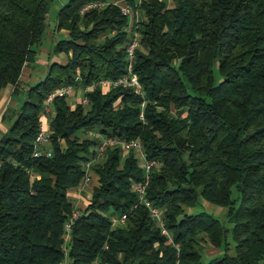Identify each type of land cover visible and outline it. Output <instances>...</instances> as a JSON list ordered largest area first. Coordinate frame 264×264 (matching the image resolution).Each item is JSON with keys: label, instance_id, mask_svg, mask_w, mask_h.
<instances>
[{"label": "trees", "instance_id": "1", "mask_svg": "<svg viewBox=\"0 0 264 264\" xmlns=\"http://www.w3.org/2000/svg\"><path fill=\"white\" fill-rule=\"evenodd\" d=\"M119 1L133 11L141 93L97 86L86 104L73 105L56 95L49 154L32 155L51 90L116 78L127 63L129 18L119 5L67 0L56 14V29L67 33L52 49L65 59L49 60L18 109L2 114L9 123L0 134V264H264V0ZM50 2L0 0V89L21 92ZM90 2L104 4L80 14ZM102 136L138 139L156 161L145 196L161 210L171 241L132 190L143 179L137 151L112 145L96 157ZM86 161L97 183L65 243L64 223L76 208L67 191L82 182ZM199 197L224 207L231 226L187 211ZM121 213L124 222L113 224ZM205 245L225 252L203 259Z\"/></svg>", "mask_w": 264, "mask_h": 264}, {"label": "built area", "instance_id": "2", "mask_svg": "<svg viewBox=\"0 0 264 264\" xmlns=\"http://www.w3.org/2000/svg\"><path fill=\"white\" fill-rule=\"evenodd\" d=\"M111 2L119 5L121 13L126 15L129 18V24L128 26L125 27L129 31V35H128L129 40L126 45L127 63L125 66V71L121 75L117 76L116 78H101L97 81H93L89 84L81 86L80 87L81 97L77 101H80L82 104H86L88 102V97L85 95V93L87 91L94 89L97 86L100 87L101 89H108L112 86L114 87L117 85H125L128 87H131L135 92L141 93V86L138 82L137 75L133 71V61H134V56H135L134 50H135V47L139 45L138 33L136 30L131 28L132 21H133L132 20L133 11L130 6L122 3L121 1H111ZM103 4H104L103 2L87 3L79 10V13L83 14L84 11H87L89 9L96 8V7H101ZM135 15H137L136 11H135ZM72 88L73 87L69 85H60L56 87L55 89L51 90L46 95L43 109L39 115L38 131L33 141V145H34V149L32 152L33 156L49 154L48 149L44 148V145L49 144L48 132L45 128V121L47 119L48 114L53 111V108L51 105L52 100L56 95H64V94L69 95V92ZM139 116L143 118L141 111L139 113ZM92 134L96 136L100 135V133L97 131H94V132L90 131V135ZM112 145H120L123 149V152H126L131 148L137 151V154L141 158V165L143 168V179L133 184L132 190L136 193L138 202H142L148 208L149 214L158 221L161 227L160 228L161 233L167 236L168 241H171L170 234L168 230L165 228L163 224V220L161 218V210L157 206L152 205L151 202L145 196L146 185L149 180V172H150L151 167L156 163V161L153 159H148L144 156L138 139L126 140V139H120L114 136H102V140L97 146L96 157L102 154L106 146H112ZM85 169H86V173L82 179V182L78 186L74 187L79 193H81L83 189L89 187L93 179L92 171L90 168V161L85 162ZM135 205L136 203L133 206ZM79 210L80 209L76 207L72 211L69 219L64 223L63 239L65 243L68 241V238H69L70 225L73 222V219L79 213ZM125 217H126V213H121L119 215H113L111 217V221L113 224L123 223ZM65 243L63 245L64 251H66Z\"/></svg>", "mask_w": 264, "mask_h": 264}, {"label": "rangeland", "instance_id": "3", "mask_svg": "<svg viewBox=\"0 0 264 264\" xmlns=\"http://www.w3.org/2000/svg\"><path fill=\"white\" fill-rule=\"evenodd\" d=\"M67 0H51L50 5H49V9L46 15V23H45V29L43 31L42 34V39L41 42L36 46L37 48V56L36 59L38 58H44L46 59L47 56H49V53H52L50 57L52 58H56V60H58L57 58H63L64 57V53L60 52L57 54H54L52 51L53 49V44L55 43V41L59 38L65 37L66 33L63 32L62 30L60 31H56V14L58 9L66 2ZM36 65V64H35ZM37 69H41L42 68V64H37L36 66ZM42 75H40L41 77ZM219 79V75L218 73H216L215 70V80L217 81ZM34 81H31L29 84H32ZM10 88L11 85H7L6 86V95L10 94ZM77 87H74V89H76ZM25 88L21 89V92L19 93H14L13 94V98L15 100L14 104H9L7 106V112H13V110L18 109L21 101L24 98V94H23V90ZM12 94V93H11ZM74 97H76V99L78 100L81 96L77 95V93L74 95ZM73 97V98H74ZM73 98H70V96H67L68 102L73 105L77 100H73ZM13 114H11V119L13 118ZM93 131V130H92ZM86 135H90V131L85 132ZM141 162V161H140ZM92 181L91 184L89 185V187L85 188V190H82L80 195L82 196V199L80 200V203L78 205H76V207L78 209H83L87 203L89 202V198L91 195V185L92 183H97V178L95 176L94 173H92ZM72 200V199H71ZM74 201V200H72ZM75 203V201H74ZM187 211L189 212H196L199 210H205L208 212L213 213L215 216H217L219 219H221L224 222V225L226 227H230L231 224L227 221L224 220V214H225V208L222 206H217L214 205L206 200H204L202 197H199V200L197 201V203L193 206H188L186 208ZM227 240H228V253H233V241L232 238L230 236V234H228L227 236ZM224 251V246L221 247H213L211 245H205L204 249H203V259H208L210 256H214V255H221L223 254Z\"/></svg>", "mask_w": 264, "mask_h": 264}, {"label": "crops", "instance_id": "4", "mask_svg": "<svg viewBox=\"0 0 264 264\" xmlns=\"http://www.w3.org/2000/svg\"><path fill=\"white\" fill-rule=\"evenodd\" d=\"M110 1H119V0H110ZM164 1L167 3L168 6H171L172 3L170 0H164ZM55 28H56V26H55ZM61 30L63 32L67 33V31L65 29H61ZM56 31H59V30L56 29ZM47 53L49 54V52H47ZM52 59H56V58H52V57L48 58V56L46 59L38 58L35 60L34 64L25 65L22 69L20 76H19L18 87H19L20 91H21V89L26 88L31 81H35L36 79H38V77H40V75H43L44 72L46 71L48 61L52 60ZM57 59L60 61H63L65 59V56L63 58H57ZM39 63L42 64L41 69L36 68L37 64H39ZM5 90H6V86L0 89V134L2 131H4L6 129V126L9 123V120L2 118V114L4 111L7 112V106L9 104L15 103V100L13 98V94H14L13 93V86L11 85V88H10V92L12 94L10 93L9 95L8 94L6 95ZM76 93H77V95L81 96V88L80 87H77L76 89H74V87H73L70 90L68 96H70V98H73ZM73 100H77L76 97H74ZM45 128H46L47 132L50 129L48 122H47V119L45 121ZM67 196L70 199L74 200L76 205H78L80 203V200L82 199V196L80 195L79 192H77V190L75 188L69 189L67 191Z\"/></svg>", "mask_w": 264, "mask_h": 264}]
</instances>
